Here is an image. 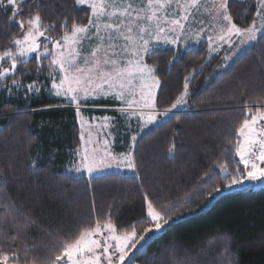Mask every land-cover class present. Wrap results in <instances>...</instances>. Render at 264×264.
<instances>
[{
  "label": "snow or ice",
  "instance_id": "6c2138e0",
  "mask_svg": "<svg viewBox=\"0 0 264 264\" xmlns=\"http://www.w3.org/2000/svg\"><path fill=\"white\" fill-rule=\"evenodd\" d=\"M234 5L235 0H72L70 4L67 0H6V4L0 0V6L10 9L8 26L0 31L6 41L0 45V91L22 95L25 100L45 93L60 98L74 107L81 128L86 105L102 100L117 102L116 116L90 118L99 121L90 124L97 129V137L91 141L93 146L85 142L74 149L75 159L67 172L84 176L91 185L116 168L131 173L141 189V216L134 223L125 224L116 207L99 212L92 196L86 215L67 208L57 212V220L45 227L31 210L17 205L9 180L16 181L13 187L17 193L23 185L11 169L10 175H5L0 168V264H136L137 253L146 251L149 241L182 219L177 209L187 208L198 191L193 189L175 202H162L145 190L140 144L147 129L174 111L204 103L190 104L189 100L190 84L205 65L183 77L179 95L160 111L159 104L167 101L161 99L165 82L159 75L155 52L160 45L178 50L190 42L206 40V63L223 50L220 67H228L250 44L264 40V0H252L238 15ZM81 6L86 8V19L76 18ZM13 23L18 33L11 30ZM57 31L58 37L51 35ZM31 59L35 60L34 70L28 66ZM228 99L229 103L217 100L215 104L210 99L205 110H240L241 119L233 129L235 139L224 137L222 153L236 167L230 170L227 160L218 162L204 173L207 179L202 178L207 185L218 168L226 189L264 178V59L237 82V90ZM119 118L126 122L127 137L126 143L123 139L119 142L118 147L124 148L121 152L113 148ZM178 136L179 132L173 133L166 149L172 159L179 153ZM80 139L84 141L83 133ZM27 166L38 174L35 160H29ZM220 191L216 185L205 198L214 199V193ZM136 224L142 225L139 231ZM40 231L43 236L30 235ZM217 244L223 245L226 264H238L227 236L208 241L210 248ZM179 253L170 241L153 254L150 264H188ZM29 254H33L31 258Z\"/></svg>",
  "mask_w": 264,
  "mask_h": 264
},
{
  "label": "trees",
  "instance_id": "16d2710c",
  "mask_svg": "<svg viewBox=\"0 0 264 264\" xmlns=\"http://www.w3.org/2000/svg\"><path fill=\"white\" fill-rule=\"evenodd\" d=\"M251 2L235 0L234 13L238 15ZM85 12L86 8L81 6L75 13L76 18L86 19ZM9 14L10 9L0 6V31L8 26ZM47 15L53 16L52 13ZM10 27L13 32H19L16 24ZM51 35L58 37L60 33ZM4 43L6 41L0 37V45ZM207 49V42H202L190 50L161 48L155 52L158 72L165 82V94L161 99L167 101L159 104V109L163 111L174 101L182 88L183 77L201 64L205 65L203 71L190 84L189 103H204L174 111L172 116L146 130L140 144L145 190L162 202H175L193 189L198 195L187 208L177 209L182 215L181 220L149 241L145 245L146 251L137 253V264H150L153 254L162 251L170 241L175 242L180 249V258L188 264H226L222 257L223 245L217 244L214 248L208 245L209 240L221 236L230 239V248L238 256V264H264V180L226 189L225 177L217 168L216 175L207 185L203 184V179H207L204 173L218 162L227 160L230 170L236 167L222 153L226 146L224 137L235 139L233 129L241 119L238 109L218 113L206 111L208 101L211 99L213 104L217 100L219 103L230 102L228 97L237 90V82L254 71L258 62L264 59V40L250 46L221 70L220 56L206 63L209 61ZM173 56L175 60H172ZM28 66L34 70L35 60L31 59ZM76 118L73 108L63 107V102L46 95L28 103L0 101V168L5 175H10L11 169L23 185L17 193L13 187L16 181L9 180L17 205L31 210L47 227L57 220V212L67 208L79 209L86 215L90 198L94 196L99 212L103 213L110 206L116 207L125 224L134 223L141 216V189L131 174H104L89 185L84 176L67 172L74 149L80 144ZM174 132H179V153L172 159L166 149ZM119 151L124 149L119 147ZM29 160L36 161L38 174H33L27 166ZM240 171H244L242 166ZM216 185L220 186V193H214V199H206L207 191ZM240 187L244 188L232 192ZM189 209L194 210L188 212ZM136 227L139 231L142 225L136 224ZM30 235L43 236V232ZM206 248L208 250L203 251ZM32 255L29 254L30 258Z\"/></svg>",
  "mask_w": 264,
  "mask_h": 264
},
{
  "label": "rangeland",
  "instance_id": "374dc122",
  "mask_svg": "<svg viewBox=\"0 0 264 264\" xmlns=\"http://www.w3.org/2000/svg\"><path fill=\"white\" fill-rule=\"evenodd\" d=\"M4 1H5L4 3H6V0H4ZM202 42H206V40H202L200 43H202ZM199 44H197L195 42H190L187 47H180L177 51L190 50V49L196 47ZM252 45L253 44H250L246 49H248ZM161 48L174 49V47L173 46H170V45H160V46H158L157 49H161ZM174 50H176V49H174ZM242 53L243 52H241L240 55ZM219 56L221 57V64H223L224 63V61L222 59V57H223V50L221 51V53H220ZM238 57H236V58H238ZM236 58H234L233 60H235ZM231 62H229L228 65ZM221 64H220V66H221ZM221 69H223V68L220 67V70ZM27 82H29V81L28 80H25V83H27ZM43 95H46L47 97L52 98V99H58V100H60L61 102H63V107H68V108L70 107V108H73L74 109L73 106L67 105L60 98H56V97L50 96L47 93H45ZM36 98H38V97L31 98L30 100H25L22 95H20L19 97L9 96L6 92L0 91V101H16V102H21V103H28L29 101H31L33 99H36ZM103 102L105 104H107V105H101ZM116 103L117 102L110 101V100H102V101H97L94 104H89V105H86L85 106L88 110L87 111L82 110V117H83V119L85 121L83 128H81V126H80V118H78V117L76 118L77 119L78 126H79V129H80L79 139H80L81 133H83V135H84V141L82 142L81 139H80L79 147L82 144H84L85 142H87L86 146H93L92 143H91V141L94 138L97 137V129L95 127H90V124H99V121L90 120V118H92V117H103L105 115H108V116H116L117 115V113L115 111ZM183 109L184 108H182L180 110H183ZM160 111H162V110H160ZM162 121L163 120H161L160 122H162ZM132 126L135 127V123H133ZM125 130H126V122L123 120V118H119V128L113 133V135L115 137V143L113 144V148L117 152H121V151H119V147H118L120 140L123 139L125 141V143L127 141V138L124 135ZM109 131H111V129H109ZM100 134L102 135L103 133H100ZM120 148H123V147H120ZM74 159H75V157H74V153H73V155L71 156V162L69 163V166H68L67 170L70 167H72V163H73ZM112 172L123 173V174H131V173H125L123 170L116 169V168H113L110 173H112ZM71 174H73L75 176H78L75 173H71ZM248 182H252V181H244L243 184L248 183Z\"/></svg>",
  "mask_w": 264,
  "mask_h": 264
},
{
  "label": "water",
  "instance_id": "95a60500",
  "mask_svg": "<svg viewBox=\"0 0 264 264\" xmlns=\"http://www.w3.org/2000/svg\"><path fill=\"white\" fill-rule=\"evenodd\" d=\"M243 188H244V187L236 188V189L232 190V192H234V191H239V190H241V189H243Z\"/></svg>",
  "mask_w": 264,
  "mask_h": 264
},
{
  "label": "crops",
  "instance_id": "0c3cea01",
  "mask_svg": "<svg viewBox=\"0 0 264 264\" xmlns=\"http://www.w3.org/2000/svg\"><path fill=\"white\" fill-rule=\"evenodd\" d=\"M261 179H263V180H264V178H261Z\"/></svg>",
  "mask_w": 264,
  "mask_h": 264
}]
</instances>
